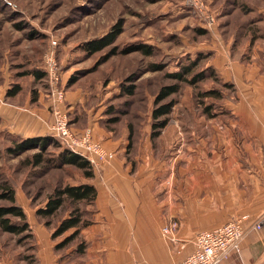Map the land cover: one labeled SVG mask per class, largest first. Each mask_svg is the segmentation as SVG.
<instances>
[{
	"label": "crops",
	"instance_id": "1",
	"mask_svg": "<svg viewBox=\"0 0 264 264\" xmlns=\"http://www.w3.org/2000/svg\"><path fill=\"white\" fill-rule=\"evenodd\" d=\"M204 2L215 21L204 19L207 39L198 48L208 54L206 66L230 86L221 112L205 118L203 144L186 147L182 163L187 175L165 177V161L147 158L149 151L134 169L124 158L120 138L103 139L116 156L82 181L98 189L93 222L81 230L82 251L76 242L56 250L62 239L52 238L36 216L37 206L22 204L40 238V264H175L194 249L199 231L243 215H249L244 221L249 225L264 214V0ZM12 77L0 85V128L23 137L51 133L47 87L41 80ZM16 80L23 87L9 96ZM74 102L75 94L68 91L65 107ZM172 219L178 221L176 239L168 240L162 227ZM263 260L264 224L249 232L241 251L221 264Z\"/></svg>",
	"mask_w": 264,
	"mask_h": 264
},
{
	"label": "rangeland",
	"instance_id": "2",
	"mask_svg": "<svg viewBox=\"0 0 264 264\" xmlns=\"http://www.w3.org/2000/svg\"><path fill=\"white\" fill-rule=\"evenodd\" d=\"M200 3L206 9L204 0H0V85H6L7 79L13 81L18 69L42 65L52 39H56L65 88L75 94L73 106L66 109L76 129L92 125L101 141L120 138L124 158L133 163L134 169L149 151L147 158L165 161V177L186 176V163H182L188 154L186 147L203 144L205 118L221 112L229 89L210 75L206 59L201 58L184 75L191 79L204 71V77L196 83L181 81L179 92L173 95L176 104L169 123L155 138L151 137L152 109L158 89L178 81L169 75L199 57L198 46L207 39L196 31L204 21L197 6ZM119 21L123 31L114 44L93 54L84 49L87 41L102 37ZM139 43L154 45V54L129 50ZM155 63L162 67L154 70ZM40 83L47 87L45 81ZM130 84L135 86L133 95L125 90ZM212 88L219 89L222 96L204 94ZM207 105L213 107L210 114L205 113ZM53 141L45 157L57 153L58 144ZM9 143L0 135V174L14 184L21 204L34 207L27 193L41 189L35 200L38 204L51 184L60 180L74 184L84 180L76 167L26 165L23 161L39 150L14 156L6 151ZM198 155L196 158L201 159ZM39 239L36 231L34 238H28L0 229V264H38Z\"/></svg>",
	"mask_w": 264,
	"mask_h": 264
},
{
	"label": "trees",
	"instance_id": "3",
	"mask_svg": "<svg viewBox=\"0 0 264 264\" xmlns=\"http://www.w3.org/2000/svg\"><path fill=\"white\" fill-rule=\"evenodd\" d=\"M18 26L22 27L20 24H18ZM122 31L123 23L119 21L102 37L87 41L84 44V49H86L88 53L93 54L111 46ZM196 31L201 35L207 33V29L203 26L197 27ZM29 35H32V33ZM129 50H138L150 56L154 54L155 46L147 43H139L131 46ZM198 52L200 53L198 58L191 61L189 65L184 66L181 71L169 75L176 78L178 81L162 85L155 93L153 100L154 107L152 109V138L159 136L162 129L169 123L170 114L176 104V99L173 95L179 92L181 81L189 80L191 83H196L204 77V71L195 73L191 79H188V77L184 75L192 71L193 68L198 65L201 58H207L208 54L203 51ZM161 67L162 65L158 63L152 65L154 70H158ZM206 69L210 71V75H214L216 81L221 83L220 78L212 67L206 66ZM13 75L17 77L27 76L32 81L41 80L46 82L47 74L44 64L42 63V65L26 67L24 70L18 69ZM72 81H74V78ZM221 84L224 87L230 86L227 83ZM22 87V80H16L10 86V89H8L7 94L9 96H14ZM125 90L128 95H133L135 93L134 84L127 85ZM204 94L215 96L216 98L222 96L221 91L217 88L208 89ZM212 108V106L207 105L204 108L205 113L210 114ZM0 135L6 136V138L12 142L6 145V151L14 156H18L32 149L39 150L23 161L26 165L30 164L31 166L37 167L40 164L47 163L50 167L59 169L72 166L78 168L82 172L84 179H91L95 176V169L91 161L87 157L70 149L60 137L54 135L52 132L46 135L23 137L0 128ZM52 140H54V143L58 144V146H55L58 147V151L57 153H50L48 157H45V151L48 150ZM2 155L3 152L0 145V158ZM41 191L42 190L39 189L34 193H27V196L30 198L32 204H35L34 207L37 206L35 212L36 216L49 229L52 238L64 235L62 240L55 246L56 250L63 249L65 246L76 242L77 250L82 251L85 243L81 236V230L93 222L94 203L98 195L97 187L89 182L74 184L61 182L60 180L55 184H51L49 191H47L45 195V199L37 204L35 200L40 197ZM0 201L3 202L0 203V229L7 233L34 238L35 231L29 221L26 210L18 201L14 184L1 174ZM70 229L73 230L66 234Z\"/></svg>",
	"mask_w": 264,
	"mask_h": 264
},
{
	"label": "built area",
	"instance_id": "4",
	"mask_svg": "<svg viewBox=\"0 0 264 264\" xmlns=\"http://www.w3.org/2000/svg\"><path fill=\"white\" fill-rule=\"evenodd\" d=\"M197 6L200 7L206 22L213 24L215 15L203 9L204 3ZM57 45L58 41L52 39L43 59L51 101V132L60 137L70 149L87 157L96 168L113 160L116 152L108 149L103 141L95 136L94 127L87 126L77 130L72 124L65 107L67 90L55 51ZM248 216L243 215L215 228L199 231L194 239V249L175 264H221L232 255L238 254L245 236L252 230H260L264 224V214L246 225L244 221ZM177 228L178 221L172 219L162 227V234L168 240H175ZM259 264H264V260Z\"/></svg>",
	"mask_w": 264,
	"mask_h": 264
}]
</instances>
